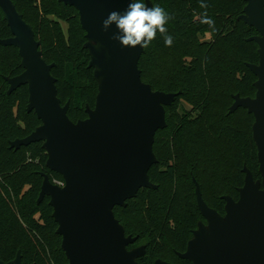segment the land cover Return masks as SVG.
I'll use <instances>...</instances> for the list:
<instances>
[{"label": "trees", "instance_id": "trees-1", "mask_svg": "<svg viewBox=\"0 0 264 264\" xmlns=\"http://www.w3.org/2000/svg\"><path fill=\"white\" fill-rule=\"evenodd\" d=\"M11 1L31 25L42 57L53 64L57 97L62 105L69 102L68 117L86 118L98 82L88 65L78 11L61 0ZM149 1L170 14L165 26L173 43L165 46L157 32L138 60L141 79L152 90L178 94L165 107L166 126L154 136L156 162L148 177L156 187L140 188L113 212L125 235L137 237L127 249L145 246L138 263L160 259L192 264L179 253L206 221L197 206L195 181L206 204L224 215L222 196L238 198L244 167L255 180L261 179L252 138L254 116L243 107L229 112L234 94L255 95L257 77L248 63L258 62V45L249 38L258 33L239 18L245 0ZM205 12L214 21L212 27L201 22ZM9 36L0 8V40ZM22 71L18 48L0 43V259L11 261L19 252L22 264H67L49 196L37 201L43 173L51 181L63 178L46 166L41 141L10 147V141L41 123L34 111H27V85L7 92L6 78ZM165 252L169 254H161Z\"/></svg>", "mask_w": 264, "mask_h": 264}, {"label": "water", "instance_id": "water-1", "mask_svg": "<svg viewBox=\"0 0 264 264\" xmlns=\"http://www.w3.org/2000/svg\"><path fill=\"white\" fill-rule=\"evenodd\" d=\"M61 1L76 8L85 31L88 65L98 82L94 107H86L84 119L68 117L69 102L62 105L57 97L53 64L42 57L31 25L11 0H0L11 32L0 43L18 48L23 67L20 74L6 78L7 92L27 85V111L41 121L27 136L10 141V147L41 141L46 166L63 178L58 186L43 173L37 201L49 196L67 264H144L136 258L145 246L127 249L137 237L125 235L113 208L124 206L142 187H156L148 177L156 162L154 136L166 126L165 107L178 93L152 90L138 68L144 48L122 47L110 39L114 27L102 29L108 13L122 11L128 0ZM245 1L239 18L258 33L249 38L258 45V62L248 63L257 77L256 91L253 97L234 94L229 112L243 107L254 116L251 129L261 179L255 180L244 167L238 198L222 196L224 215L206 204L195 181L197 206L207 225L199 223L179 253L192 264H264V0ZM0 264H22L20 253L8 262L0 259ZM155 264L170 263L157 259Z\"/></svg>", "mask_w": 264, "mask_h": 264}, {"label": "clouds", "instance_id": "clouds-1", "mask_svg": "<svg viewBox=\"0 0 264 264\" xmlns=\"http://www.w3.org/2000/svg\"><path fill=\"white\" fill-rule=\"evenodd\" d=\"M202 7L206 5L202 4ZM170 18V14L159 5L149 6L146 0H128L127 7L122 11L109 12L101 21V26L106 32L114 27L110 39L122 47L147 48L156 38L157 32L163 36L164 45L171 46L173 37L167 34L165 26ZM201 22L210 27L214 25V21L206 12Z\"/></svg>", "mask_w": 264, "mask_h": 264}, {"label": "rangeland", "instance_id": "rangeland-1", "mask_svg": "<svg viewBox=\"0 0 264 264\" xmlns=\"http://www.w3.org/2000/svg\"><path fill=\"white\" fill-rule=\"evenodd\" d=\"M63 26H64V28L66 27V25L63 23ZM184 106L186 107V108H189V106L187 105V104H184ZM201 192V191H200ZM201 195H202V193H201ZM203 198V197H202ZM201 223H203L204 225H207V221H205V222H201ZM141 246V245H140ZM161 254H169L168 252H165V253H161Z\"/></svg>", "mask_w": 264, "mask_h": 264}, {"label": "built area", "instance_id": "built-area-1", "mask_svg": "<svg viewBox=\"0 0 264 264\" xmlns=\"http://www.w3.org/2000/svg\"><path fill=\"white\" fill-rule=\"evenodd\" d=\"M52 182L57 184L58 186H62L63 185V181L58 180V179H53Z\"/></svg>", "mask_w": 264, "mask_h": 264}, {"label": "flooded vegetation", "instance_id": "flooded-vegetation-1", "mask_svg": "<svg viewBox=\"0 0 264 264\" xmlns=\"http://www.w3.org/2000/svg\"><path fill=\"white\" fill-rule=\"evenodd\" d=\"M145 253V250H144V252H143V254Z\"/></svg>", "mask_w": 264, "mask_h": 264}]
</instances>
